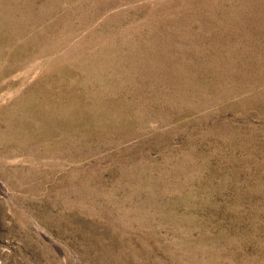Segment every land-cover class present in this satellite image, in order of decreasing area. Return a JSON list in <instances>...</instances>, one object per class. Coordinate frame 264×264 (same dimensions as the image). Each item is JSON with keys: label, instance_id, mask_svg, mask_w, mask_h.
<instances>
[{"label": "rangeland", "instance_id": "374dc122", "mask_svg": "<svg viewBox=\"0 0 264 264\" xmlns=\"http://www.w3.org/2000/svg\"><path fill=\"white\" fill-rule=\"evenodd\" d=\"M0 264H264V0H0Z\"/></svg>", "mask_w": 264, "mask_h": 264}]
</instances>
